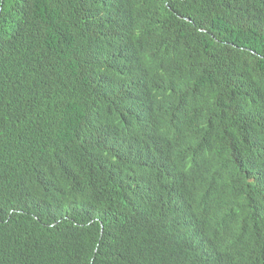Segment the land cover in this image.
<instances>
[{
  "label": "trees",
  "instance_id": "trees-1",
  "mask_svg": "<svg viewBox=\"0 0 264 264\" xmlns=\"http://www.w3.org/2000/svg\"><path fill=\"white\" fill-rule=\"evenodd\" d=\"M0 264H264V0H0Z\"/></svg>",
  "mask_w": 264,
  "mask_h": 264
}]
</instances>
